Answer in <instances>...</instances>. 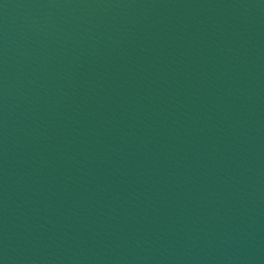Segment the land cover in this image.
I'll list each match as a JSON object with an SVG mask.
<instances>
[{"label": "water", "instance_id": "1", "mask_svg": "<svg viewBox=\"0 0 264 264\" xmlns=\"http://www.w3.org/2000/svg\"><path fill=\"white\" fill-rule=\"evenodd\" d=\"M0 264H264V0H0Z\"/></svg>", "mask_w": 264, "mask_h": 264}]
</instances>
